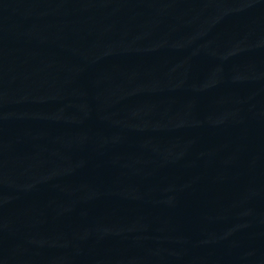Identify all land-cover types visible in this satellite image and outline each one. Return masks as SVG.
Instances as JSON below:
<instances>
[{
	"label": "water",
	"instance_id": "obj_1",
	"mask_svg": "<svg viewBox=\"0 0 264 264\" xmlns=\"http://www.w3.org/2000/svg\"><path fill=\"white\" fill-rule=\"evenodd\" d=\"M0 264H264V0H0Z\"/></svg>",
	"mask_w": 264,
	"mask_h": 264
}]
</instances>
